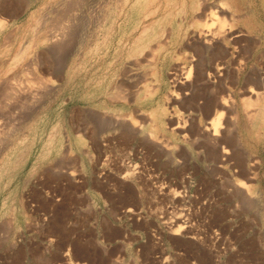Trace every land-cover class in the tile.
I'll list each match as a JSON object with an SVG mask.
<instances>
[{
  "label": "rangeland",
  "instance_id": "1",
  "mask_svg": "<svg viewBox=\"0 0 264 264\" xmlns=\"http://www.w3.org/2000/svg\"><path fill=\"white\" fill-rule=\"evenodd\" d=\"M95 2L0 0V264H264V0ZM91 4L104 23L94 38L84 25ZM216 5L230 18L217 17ZM77 27L93 39L78 66ZM200 31L220 40L199 46L190 39ZM165 32L188 57L182 71L171 75L170 48L159 66L130 65L134 45L154 46ZM223 98L230 118L223 114L219 140L209 123ZM123 122L167 137L173 158L143 147ZM223 149L242 159L220 158ZM128 166L133 176L122 180ZM180 213L185 237L168 228Z\"/></svg>",
  "mask_w": 264,
  "mask_h": 264
},
{
  "label": "bare ground",
  "instance_id": "2",
  "mask_svg": "<svg viewBox=\"0 0 264 264\" xmlns=\"http://www.w3.org/2000/svg\"><path fill=\"white\" fill-rule=\"evenodd\" d=\"M94 2L96 1V0H93ZM103 1V0H102ZM111 1V0H110ZM113 1V0H112ZM118 1V0H117ZM200 1V0H199ZM205 1V0H204ZM90 2V1H89ZM134 2V1H133ZM197 2V1H196ZM196 2H195V4H196ZM95 3H97L98 4V2H95ZM118 3V2H117ZM193 3V2H192ZM200 3H202V1L200 2ZM209 2H207V4H208ZM213 3V2H212ZM211 3V4H212ZM93 4V3H92ZM91 4V5H92ZM123 4V3H122ZM199 4V3H198ZM219 4V3H218ZM227 4V3H226ZM91 5H89V7L91 6ZM194 5V4H193ZM193 5L192 6H190V7H192L193 8ZM206 5V4H205ZM223 5V4H222ZM231 5V4H230ZM110 6V5H109ZM194 6H196V5H194ZM225 6V5H224ZM123 7H124V5H123ZM189 7V8H190ZM201 7V6H200ZM208 7V6H207ZM216 8H214L213 7V9H214V11H215V13H217L216 15H217V17H218V15H222V18H223V20H225L226 18H228V16L226 17V18H224V16H226L227 15V12L229 13V11H227V8L225 7V8H223V6L221 7V5L219 6L218 5V7H217V5L215 6ZM99 8V7H98ZM164 8V7H163ZM192 8H190V9H192ZM198 8V7H197ZM204 8H206V7H202V9H204ZM210 8V7H209ZM211 8H212V6H211ZM232 8V7H231ZM193 9H196V8H193ZM192 9V10H193ZM213 9H211L212 11H213ZM201 10V9H200ZM118 11V10H117ZM121 11V10H120ZM188 11V10H187ZM227 11V12H226ZM190 12V11H189ZM194 12V11H193ZM200 12V11H199ZM205 12H211L210 11V9L208 10V11H206L205 10ZM89 20H88V22H87V24H84L85 25V28H88V31L87 32H89L88 34L89 35H91V38L93 37V36H96L95 34H97V32H99V31H101L102 30V27L104 26V25H102V24H104V23H102L101 24V22L99 21V18L97 17L98 16V10H97V6L94 4V5H92L91 7H90V10H89ZM122 13V12H121ZM195 13V12H194ZM197 13H198V11H197ZM232 13V12H231ZM234 13V12H233ZM204 14H208V13H204ZM194 15V14H193ZM198 15H199V13H198ZM208 15H210V14H208ZM207 15V16H208ZM211 15H214V13H212L211 12ZM224 15V16H223ZM230 15V14H229ZM117 16H118V14H117ZM197 16V15H196ZM202 16V15H201ZM204 16V15H203ZM203 16H202V18H201V20L203 19ZM207 16H205V17H207ZM195 17V16H194ZM200 17V16H199ZM213 17V16H212ZM108 18V17H107ZM193 18V17H192ZM196 18V17H195ZM216 18V17H215ZM220 18L221 17H219V24H221L220 22H223V21H220ZM230 18V17H229ZM228 18V19H229ZM104 19V18H103ZM205 19V18H204ZM203 19V20H204ZM209 20H207V21H210V18H208ZM211 19H213V18H211ZM147 20V19H146ZM198 21H200L199 19H197ZM139 21V20H138ZM141 22V21H140ZM212 22V21H211ZM226 22V21H225ZM143 23V22H142ZM200 23V22H199ZM224 23V22H223ZM134 24L135 25H133V27L131 28V32H130V34L132 35V36H134V35H137V33H139V28H138V25L139 24H137V23H135L134 22ZM196 24H197V21H196ZM202 23H200L199 25H201ZM218 24V23H217ZM81 25V24H80ZM110 25V24H109ZM223 25V24H222ZM204 25H202V27H203ZM201 27V31L203 30V28L205 27H203L202 28ZM208 26H206V28H207ZM82 27H77L76 29H75V31L73 32V36H72V47L71 48H73V55L72 56H74V58H75V62H76V65L78 66V64H79V60H80V52H81V50L85 47V51H88L89 50V48H90V45H92L91 43H90V41L92 42V40H90V36L88 37V40H86L87 42H84L83 41V39H82V37H83V35H79L80 34V30L79 29H81ZM117 28V27H116ZM214 28V27H213ZM226 28V27H225ZM104 29V28H103ZM107 29H108V27H107ZM198 29V28H197ZM197 29H195L196 31H197ZM209 29L211 30V28L209 27ZM217 29V28H216ZM215 29V30H216ZM200 30V29H199ZM204 30H205V28H204ZM167 31H168V29H167ZM201 31H200V33H194L193 35H192V37H191V39L190 40H192L193 42H195V43H197L199 46L201 45H204L205 46V48L206 47H210V46H212L213 47V45H215L217 42H218V40H220L219 38H220V34H218L219 36H217V34H216V36L213 34V35H204V33L202 34L201 33ZM207 31V30H206ZM205 31V32H206ZM217 31V30H216ZM221 31V32H220ZM218 30L217 32H220V33H222L223 34V32H224V30ZM223 31V32H222ZM231 31V30H230ZM232 31H233V29H232ZM103 32V31H102ZM209 32V31H208ZM212 32V31H211ZM228 32V31H227ZM86 33V32H85ZM172 33V32H171ZM181 33V32H180ZM189 33V32H188ZM207 33V32H206ZM231 33V32H230ZM229 33V34H230ZM165 34H168L169 35V32L168 33H166L165 32ZM185 34V33H184ZM222 34H221V36H222ZM225 34V33H224ZM223 34V36H227V35H229L228 33H227V35H224ZM54 35V34H53ZM102 35V34H101ZM100 35V36H101ZM173 35V34H172ZM236 35V34H235ZM234 35V36H235ZM102 36H104V35H102ZM156 36V35H155ZM154 35L152 36V37H155ZM166 36V35H165ZM164 36V37H165ZM60 37V36H59ZM84 37H85V35H84ZM148 37H149V35H148ZM152 37L150 38V40L152 39ZM163 37V36H162ZM181 37V36H180ZM219 37V38H218ZM94 38V37H93ZM98 38V37H97ZM174 38V37H173ZM231 38H232V36H231ZM231 38H230V40H231ZM99 39V38H98ZM97 39V40H98ZM147 39V38H146ZM166 39H168V40H166ZM188 39V38H187ZM227 39V38H226ZM96 40V39H95ZM149 40V39H148ZM174 40V39H173ZM176 40H178V39H176ZM190 40H188L189 41V44H190ZM221 40H222V38H221ZM154 41L156 42V40L154 39ZM175 41V40H174ZM174 41L172 42V40H171V37H170V35L169 36H166L165 38H164V41L162 40L161 42L159 41V42H157L154 46H152L151 44H148L149 43V41L146 43L147 45H146V47H142V48H140L139 46L137 47H135V45L128 51V53H127V57H128V59H131V64H130V60L128 61V63L132 66V65H135L136 63H139L138 62V59H142L141 61L143 62V61H145V62H147V63H150V64H153V65H155V66H159L160 64H161V62L166 58V56H169L170 57V54L169 53H167V51H168V49L170 48L171 49V54L172 53H175L176 52V59H177V61H175V64H174V68H173V71H174V73H172L171 75H175V72H177L178 70H183L186 66H187V64H188V60H187V56H186V54H185V52H177L176 50H175V52H174V49H173V47H175V45H176V42L174 43ZM229 41V40H228ZM103 42H105V41H103ZM143 42V41H142ZM187 42V41H186ZM192 42V43H193ZM222 42V41H221ZM237 42V41H236ZM85 43H86V45H85ZM95 43H97V42H95ZM140 43H141V41H140ZM139 43V44H140ZM151 43L152 44H154L153 42H152V40H151ZM172 43V44H171ZM178 44V43H177ZM180 44V43H179ZM196 44V45H197ZM93 45H94V43H93ZM96 45V44H95ZM138 45V44H137ZM142 45H143V43H142ZM195 45V44H194ZM97 46V45H96ZM144 46V45H143ZM177 46V45H176ZM184 46V45H183ZM183 46L181 47L180 46V48L181 49H183ZM186 46V45H185ZM104 47H105V44H104ZM103 47V48H104ZM191 47V46H190ZM196 47V46H195ZM95 48V47H94ZM97 48V47H96ZM106 48V47H105ZM192 48V47H191ZM205 48H203L204 50H205ZM224 48V47H223ZM100 49V48H99ZM227 49V48H226ZM222 50V49H221ZM93 51V50H92ZM98 51V50H97ZM206 51V50H205ZM72 52V51H71ZM102 52V51H101ZM104 52V51H103ZM99 53V52H98ZM182 54V55H181ZM99 55H100V53H99ZM174 55V54H173ZM172 55V56H173ZM89 56H91V55H89ZM100 57H102V56H100ZM115 57L117 58V57H119L118 56V52H116L115 53ZM126 57V56H125ZM73 58V57H72ZM172 58V57H171ZM85 60V59H84ZM100 61H101V59H100ZM105 61V60H104ZM118 61V60H117ZM165 61V60H164ZM125 63V62H124ZM127 63V64H128ZM141 63V62H140ZM75 64V63H74ZM85 64V63H84ZM94 64V63H93ZM80 66V65H79ZM96 66V65H95ZM112 66V65H111ZM124 66V65H123ZM127 66H129V65H127ZM74 67H76V66H74ZM130 67V66H129ZM136 67V66H135ZM78 68V67H77ZM124 69H128V68H124ZM125 71H128V73L131 71H129V70H125ZM125 71H122V72H125ZM78 72V71H77ZM11 75V74H10ZM85 75V74H84ZM123 75V74H122ZM78 76V75H77ZM119 76V75H118ZM132 76V75H131ZM133 76H135V75H133ZM137 76V75H136ZM260 76V75H259ZM16 77V76H15ZM87 77V76H86ZM7 78V77H6ZM39 78H41V77H39ZM122 78H123V76H122ZM261 77H259L258 78V75H257V80L258 79H260ZM15 79V78H14ZM76 79V78H75ZM4 80V79H3ZM6 80H8V79H6ZM9 80H10V78H9ZM37 80H38V78H37ZM41 80V79H40ZM121 80V79H120ZM255 81H256V76H255ZM6 82V81H5ZM9 82H11V81H9ZM16 82H17V80H16ZM39 82V81H38ZM37 81L35 82V83H38ZM259 82H261V80L259 81ZM1 83V82H0ZM12 83V82H11ZM11 83H9V84H11ZM25 83V82H24ZM118 83V82H117ZM121 83V82H120ZM8 84V83H7ZM14 84V83H13ZM11 85V87H10V91H11V93L13 92L14 93V91L16 90L15 89V87H17V86H19L18 84H16L17 86H15L14 87V85ZM38 84H40V83H38ZM45 84H46V82H45ZM49 84V83H48ZM116 84V83H115ZM23 85V84H22ZM37 85V84H36ZM35 85V86H36ZM41 85V84H40ZM39 85V86H40ZM42 85H43V81H42ZM50 85V84H49ZM122 85V84H121ZM120 85V86H121ZM9 86L10 85H7L6 87H8V88H6V91H7V89L9 90ZM28 86V85H27ZM46 86H47V84H46ZM51 86V85H50ZM125 86V85H124ZM26 87V86H25ZM33 87V86H32ZM31 87V88H32ZM41 87H43V86H41ZM117 87V86H116ZM27 88V87H26ZM29 88H30V86H29ZM90 88V87H89ZM19 88H17V90H18ZM20 89H23L22 87L20 88ZM19 89V90H20ZM41 89V88H40ZM47 89V88H46ZM45 89V90H46ZM105 89V88H104ZM4 90H5V88H4ZM16 90V92H18ZM24 90H25V88H24ZM31 90V89H30ZM21 91V90H20ZM22 92V91H21ZM26 92V91H25ZM38 92V91H37ZM134 92H136V93H133V94H137V91H134ZM251 92V91H250ZM6 93V92H5ZM10 93V92H9ZM47 93V92H46ZM132 93V92H131ZM130 93V96H132V94ZM252 93H253V91H252ZM263 94V92H255L254 91V97H256L255 99H256V101H258L259 99H262L263 98V96H264V94H263V96H261V94ZM7 94V93H6ZM15 95H16V93H14ZM18 94H20V93H18ZM22 94H24V93H22ZM127 94V93H126ZM129 94V93H128ZM2 95V94H1ZM10 95V94H9ZM15 95H14V97H15ZM31 95V94H30ZM29 95V96H30ZM110 95V94H109ZM114 95H116L115 97H117V98H123V100L125 101L129 96H127L126 95V98L124 99V97L123 96H125V94H123V96L122 97H120V94L118 95L117 93L116 94H114ZM19 96L20 95H18V98L17 99H19ZM27 96H28V94H27ZM107 96H108V94H107ZM136 96V95H135ZM134 96V97H135ZM262 98H261V97ZM2 97V96H1ZM13 97V96H12ZM17 97V96H16ZM16 97L15 98H13V99H16ZM21 97V96H20ZM30 97H32V95L30 96ZM111 97V95L109 96V97H107L108 99ZM133 97V96H132ZM143 98H144V96H142ZM251 97V96H250ZM39 98V97H38ZM252 98H253V96H252ZM26 99V98H25ZM111 100H110V102L111 101H113V100H116L115 98H114V96H113V98H110ZM113 99V100H112ZM135 99V98H134ZM20 100V99H19ZM27 100V99H26ZM23 101V100H22ZM28 101V100H27ZM129 101V100H128ZM255 101V102H256ZM13 102H15V101H13ZM35 102V101H34ZM33 102V103H34ZM126 102H127V100H126ZM220 103H218V102H216V109L217 108H219L220 110H221V112L219 113L218 112V114H217V116H215V118L214 119H212L211 120V122L209 123V127L211 128L210 130L212 131V129H213V131H212V136L213 137H215V138H217V137H219V136H221V133H220V135H219V125H220V121L221 120H223L224 118H223V114H225L224 113V111H228V110H230V109H227V101L223 98V100L221 101H219ZM29 103V102H28ZM33 103H32V105H33ZM263 103V102H262ZM6 104V103H5ZM24 104H25V102H24ZM23 104V105H24ZM35 104H37V103H35ZM107 104V103H106ZM126 104H128V103H126ZM1 105V104H0ZM17 105V104H16ZM16 105H14V106H16ZM9 106V105H8ZM29 106V105H28ZM36 106V105H35ZM250 106H252L251 104H246V108H248V107H250ZM2 107V106H1ZM244 108V107H243ZM8 109V108H7ZM245 109V108H244ZM243 109V111L245 112V110ZM1 110V109H0ZM4 110V109H3ZM218 110V109H217ZM220 110H218V111H220ZM34 111V110H33ZM139 111V110H138ZM137 111V112H138ZM259 111H260V109H259ZM259 111H256V112H254L253 114H251V115H248L247 113H245V114H247L246 116L248 117L247 119H250V121L251 122H256V120H260V118L262 117L261 115H259L260 113H259ZM263 111V110H262ZM4 112V111H3ZM137 112H135V113H137ZM248 112V111H247ZM5 113V112H4ZM21 113V112H20ZM139 113V112H138ZM139 114H142V113H139ZM147 114V117H148V113H146ZM146 114L145 113H143V115L144 116H146ZM228 114H230V112L228 111ZM227 114V115H228ZM142 115V116H143ZM101 116V115H100ZM105 116H109V115H105ZM105 116H104V118H105ZM124 116V115H123ZM138 116V115H137ZM143 116V117H144ZM225 116H226V114H225ZM111 117V116H110ZM114 117V116H113ZM113 117H111L112 119H113ZM150 117H152L151 115H150ZM228 117L229 116H226V118L224 119V120H227L228 119ZM101 118V117H100ZM102 118H103V116H102ZM115 118V117H114ZM123 118V117H122ZM125 118H127V115H126V117ZM136 118V117H135ZM145 118V117H144ZM143 118V119H144ZM230 118V117H229ZM258 118V119H257ZM116 119H117V117H116ZM128 120H129V118H127ZM131 119V118H130ZM142 119V118H141ZM104 120V119H103ZM105 120H106V118H105ZM117 120H119V119H117ZM121 120H123V119H121ZM128 120H125L124 119V121H128ZM147 120V119H146ZM112 121V120H111ZM143 121V120H142ZM145 121V120H144ZM143 121V122H144ZM228 121V120H227ZM230 121V120H229ZM234 121V120H233ZM107 122L108 121H106V123H105V125L107 124ZM128 122H130V121H128ZM127 122V124H129ZM132 122V121H131ZM135 122H137V121H135ZM135 122H133V123H135ZM142 122V123H143ZM224 122V121H223ZM231 122V121H230ZM108 123H110V120H109V122ZM113 121H112V125H113ZM124 123V122H123ZM132 123V124H133ZM141 123V124H142ZM225 123V122H224ZM118 124H119V122H118ZM132 124H129V126L130 125H132ZM136 125H137V123H135ZM140 124V123H139ZM140 124V125H141ZM143 124H145V123H143ZM248 124V123H247ZM108 126H109V124H107ZM124 125V127H125V123L123 124ZM136 125H133L132 127H133V130L132 129H130L128 126H126L125 127V129L126 130H130L129 132H131V135L133 136V138L134 137H140L141 139H140V141L139 142H141V145H143V147H148V148H150V149H152V150H154V151H156V153H157V156L159 157V158H162V157H166V158H173V151H174V146L173 147H171V142L169 143L168 142V140L166 139L167 137H165L164 135H158L157 133H154V132H149L148 134H144V132L142 131V129L140 128V126L139 127H137ZM177 125V124H176ZM115 126V125H114ZM156 126V125H155ZM159 126V125H158ZM180 126V125H179ZM222 126V125H221ZM110 127V126H109ZM131 127V126H130ZM261 127V126H260ZM176 128L178 129V130H183L185 127L183 126H181V127H178V126H176ZM79 130V129H78ZM105 130V129H104ZM112 130H114V129H112ZM118 130V129H117ZM147 130V129H146ZM174 130H175V128H174ZM206 130L207 131H210V130H208V128L206 127ZM185 131V130H184ZM184 131H179L180 133L182 132H184ZM205 131V130H204ZM223 133V132H222ZM103 135V134H102ZM130 135V133H129V136H131ZM183 135V134H182ZM181 135V136H182ZM211 136V137H212ZM223 136V135H222ZM101 137V136H100ZM183 137V136H182ZM181 137V138H182ZM222 138V137H221ZM220 137L218 138L219 140L221 139ZM224 138V137H223ZM231 138V137H230ZM93 139V138H92ZM103 139H104V136H103ZM182 140H184L183 138H182ZM185 140H187V139H185ZM102 140H100V142H101ZM108 141V140H107ZM170 141V140H169ZM100 142H98L99 144L98 145H100ZM104 142V141H103ZM224 142V141H223ZM221 143V142H220ZM97 144V143H96ZM102 144V143H101ZM103 144H105V143H103ZM103 144H102V146H103ZM236 144V143H235ZM176 148H177V145H176ZM234 148H235V146H234ZM233 148V149H234ZM99 149V148H98ZM222 149V148H221ZM216 150V149H215ZM100 152V151H99ZM241 152V151H240ZM189 154V153H188ZM243 154V153H242ZM130 156V155H129ZM136 156V155H135ZM180 156V155H179ZM219 156H220V158H222V157H226V158H228V159H231V158H235V157H233V156H237V158L239 157V158H241L242 159V155L241 154H239L238 152H236L235 153V151L233 150L232 152H230L229 150H221V151H219ZM125 158V157H124ZM217 158V157H216ZM246 158V157H245ZM236 159V158H235ZM182 160V159H181ZM238 160H240V159H238ZM246 160V159H245ZM220 161V160H219ZM171 162V161H170ZM234 162V161H233ZM236 162H238V161H236ZM131 163V162H130ZM176 163V162H175ZM178 163H179V161H178ZM243 163V162H242ZM183 164V163H182ZM239 164V163H238ZM131 165V164H130ZM133 165V164H132ZM179 165H181V164H179ZM185 165V164H184ZM243 165L245 166V163H243ZM133 167L134 166H128L125 170H126V173L124 172V175L121 177V179L122 180H129L128 178L129 177H131V176H133L132 175V171H133ZM235 167V166H234ZM251 167V166H250ZM247 168V167H246ZM135 169V168H134ZM124 170V171H125ZM251 170V169H250ZM249 170V171H250ZM131 171V172H130ZM121 173H123V172H121ZM250 175V174H249ZM251 176V175H250ZM247 179V178H246ZM250 180H253V177H251L250 178ZM238 186H240L241 188L243 187L242 185H239V184H237ZM235 187H236V185H235ZM164 188V187H163ZM234 188V187H233ZM240 188V189H241ZM153 189V188H152ZM156 189V188H155ZM250 190V189H249ZM247 188L245 189V191H249ZM244 191V192H245ZM158 193V192H157ZM246 193V192H245ZM244 193V194H245ZM249 193V192H248ZM246 195V194H245ZM138 196V195H137ZM247 196V195H246ZM127 213H130L131 214V210H127L126 211ZM168 228H169V230H170V232H171V234L173 235V236H186V235H188V227H187V223H186V219H185V214H183V213H180V214H177V215H175V216H173L172 217V219L168 222ZM190 239H192V240H194L195 238L194 237H190Z\"/></svg>",
  "mask_w": 264,
  "mask_h": 264
}]
</instances>
